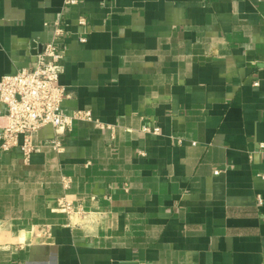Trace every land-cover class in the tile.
<instances>
[{"label":"crops","instance_id":"crops-1","mask_svg":"<svg viewBox=\"0 0 264 264\" xmlns=\"http://www.w3.org/2000/svg\"><path fill=\"white\" fill-rule=\"evenodd\" d=\"M66 2L0 0V77L59 22L93 117L0 140V264H264V0Z\"/></svg>","mask_w":264,"mask_h":264},{"label":"built area","instance_id":"built-area-1","mask_svg":"<svg viewBox=\"0 0 264 264\" xmlns=\"http://www.w3.org/2000/svg\"><path fill=\"white\" fill-rule=\"evenodd\" d=\"M77 0H67V4H75ZM85 18L80 23L85 25ZM55 35L52 41L43 44L42 50L35 57V61L28 68H22L15 74L0 77V102L6 112L0 111V120L3 119L0 134L1 149L9 152L20 148L25 160H29L34 152L33 133L45 126L72 129L77 120L92 121L89 110H78L72 115H65L61 111L62 103L68 96L67 89L60 84V75L63 71L64 50L57 45V41L64 35V27L57 22ZM82 42L86 38H81ZM159 128L144 127V131L159 133ZM53 144L61 150L59 138ZM264 148V143L261 144ZM219 174L220 170H215ZM63 207L73 211V206L67 201Z\"/></svg>","mask_w":264,"mask_h":264},{"label":"water","instance_id":"water-1","mask_svg":"<svg viewBox=\"0 0 264 264\" xmlns=\"http://www.w3.org/2000/svg\"><path fill=\"white\" fill-rule=\"evenodd\" d=\"M41 50H42V47L39 49V51L36 53V55H37L38 53H40V52H41Z\"/></svg>","mask_w":264,"mask_h":264}]
</instances>
